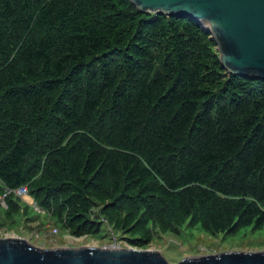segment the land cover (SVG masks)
<instances>
[{
	"label": "trees",
	"instance_id": "obj_1",
	"mask_svg": "<svg viewBox=\"0 0 264 264\" xmlns=\"http://www.w3.org/2000/svg\"><path fill=\"white\" fill-rule=\"evenodd\" d=\"M161 14L0 0V197L30 184L82 221L88 186L110 181L213 232L264 223V80L228 73L209 32Z\"/></svg>",
	"mask_w": 264,
	"mask_h": 264
},
{
	"label": "rangeland",
	"instance_id": "obj_2",
	"mask_svg": "<svg viewBox=\"0 0 264 264\" xmlns=\"http://www.w3.org/2000/svg\"><path fill=\"white\" fill-rule=\"evenodd\" d=\"M211 47L219 57L217 45ZM27 187L28 195L14 197L20 208L12 213L0 209V237H21L43 248L136 246L156 250L170 262L222 251H264V223L213 232L204 216L194 211L185 214L172 199L152 194L141 197L137 191L128 195L122 183L119 189L110 181L91 183L86 190L89 211L82 221L73 214L72 206L62 205V198L51 194L42 205L34 195L36 190L30 184ZM39 194L44 198V191ZM0 199L7 207V201Z\"/></svg>",
	"mask_w": 264,
	"mask_h": 264
},
{
	"label": "water",
	"instance_id": "obj_3",
	"mask_svg": "<svg viewBox=\"0 0 264 264\" xmlns=\"http://www.w3.org/2000/svg\"><path fill=\"white\" fill-rule=\"evenodd\" d=\"M130 1L139 11L193 19L217 43L222 68L264 80V0ZM0 264H264V251H222L170 262L152 249L43 248L21 237H0Z\"/></svg>",
	"mask_w": 264,
	"mask_h": 264
},
{
	"label": "built area",
	"instance_id": "obj_4",
	"mask_svg": "<svg viewBox=\"0 0 264 264\" xmlns=\"http://www.w3.org/2000/svg\"><path fill=\"white\" fill-rule=\"evenodd\" d=\"M28 193H29L28 187L25 184L17 186L15 188H8L6 186H3V192L1 194V197L5 198L9 194H13L14 196L17 197H22L28 195Z\"/></svg>",
	"mask_w": 264,
	"mask_h": 264
},
{
	"label": "crops",
	"instance_id": "obj_5",
	"mask_svg": "<svg viewBox=\"0 0 264 264\" xmlns=\"http://www.w3.org/2000/svg\"><path fill=\"white\" fill-rule=\"evenodd\" d=\"M22 200H24V202H27V203H32L33 204V201H30L29 202V200H27V198H22ZM17 204H18V202H17ZM5 206V205H4ZM18 208H20V206H19V204H18Z\"/></svg>",
	"mask_w": 264,
	"mask_h": 264
},
{
	"label": "bare ground",
	"instance_id": "obj_6",
	"mask_svg": "<svg viewBox=\"0 0 264 264\" xmlns=\"http://www.w3.org/2000/svg\"><path fill=\"white\" fill-rule=\"evenodd\" d=\"M116 248V247H115ZM116 249H121V248H116ZM132 249H136V246L135 247H132Z\"/></svg>",
	"mask_w": 264,
	"mask_h": 264
}]
</instances>
